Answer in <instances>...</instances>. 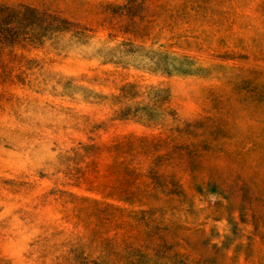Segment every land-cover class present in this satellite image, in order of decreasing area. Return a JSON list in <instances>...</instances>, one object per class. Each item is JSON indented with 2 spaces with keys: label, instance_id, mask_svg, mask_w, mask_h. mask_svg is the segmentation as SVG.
I'll return each mask as SVG.
<instances>
[{
  "label": "rangeland",
  "instance_id": "1",
  "mask_svg": "<svg viewBox=\"0 0 264 264\" xmlns=\"http://www.w3.org/2000/svg\"><path fill=\"white\" fill-rule=\"evenodd\" d=\"M0 4V264H264V0Z\"/></svg>",
  "mask_w": 264,
  "mask_h": 264
},
{
  "label": "trees",
  "instance_id": "2",
  "mask_svg": "<svg viewBox=\"0 0 264 264\" xmlns=\"http://www.w3.org/2000/svg\"><path fill=\"white\" fill-rule=\"evenodd\" d=\"M20 14L25 16L29 21L28 31L25 32V38L34 42L43 39L55 32L62 31L67 27L64 25L67 22L59 15L46 11H39L32 6L19 4L17 7L0 4V44L15 42L21 32L14 26L18 25ZM33 19H38L40 26L39 31L34 28Z\"/></svg>",
  "mask_w": 264,
  "mask_h": 264
}]
</instances>
